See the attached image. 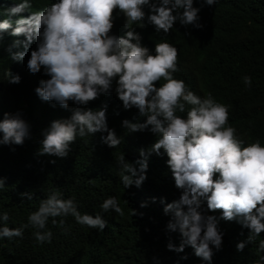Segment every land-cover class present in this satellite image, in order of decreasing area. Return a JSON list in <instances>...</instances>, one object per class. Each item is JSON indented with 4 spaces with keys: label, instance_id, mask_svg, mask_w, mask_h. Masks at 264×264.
<instances>
[{
    "label": "clouds",
    "instance_id": "9594fccd",
    "mask_svg": "<svg viewBox=\"0 0 264 264\" xmlns=\"http://www.w3.org/2000/svg\"><path fill=\"white\" fill-rule=\"evenodd\" d=\"M215 3L51 0L26 12L32 0H0V39H15L6 48L15 68L13 74L6 68L2 78L9 83H29L40 105L48 101L65 109L69 101L77 105L67 118L54 119L42 130L36 154L65 157L77 137L98 131L109 147L120 144L121 137L107 123L106 102L95 109L79 107L114 90L124 109L134 107L144 117L143 121L125 118L121 125L129 132L147 129L155 134L154 142L138 149L135 161L129 162L124 154L117 157L119 182L124 188L139 187L146 179L149 155H161L163 150L174 186L180 190L179 198L171 202L164 203L161 198L163 212L170 214L165 227L179 234V243L169 239L166 248L182 252L191 246L201 264H212L214 252L222 247L223 232L217 226L220 218L249 229L247 237L236 243L237 251L264 231V142L257 137L246 143L228 121V104L215 99L211 91H199L177 78H183V67L174 44L161 39L150 50L135 29L144 32L151 27L156 33L167 34L174 22L200 28V8ZM113 10L121 13L123 25ZM124 28L127 31L117 35ZM19 46L22 51L12 50ZM24 70L36 73L35 88ZM42 73L48 78L41 79ZM242 80L245 87L250 86L251 77L244 75ZM29 136L30 125L19 112L3 113L0 144L20 145ZM5 179L0 177V189L5 187ZM20 195L31 201L33 194ZM205 202L209 211L221 209L219 217L205 210ZM99 208L94 214L81 212L74 197H64L53 189L28 212L27 223L18 227H9L5 223L8 212L0 211V238L21 237L24 228L31 226L36 242H50L53 233L46 228L50 218L52 224L63 225V217L71 215L78 224L103 230L108 223L103 212L111 209L124 215L113 195L103 199ZM257 253H264V238L257 240ZM253 264H264V254Z\"/></svg>",
    "mask_w": 264,
    "mask_h": 264
},
{
    "label": "trees",
    "instance_id": "16d2710c",
    "mask_svg": "<svg viewBox=\"0 0 264 264\" xmlns=\"http://www.w3.org/2000/svg\"><path fill=\"white\" fill-rule=\"evenodd\" d=\"M49 2L32 0L26 12ZM201 4L203 0H193L194 6ZM117 12L113 10V15L123 25ZM198 15L200 28L174 22L167 34L156 33L151 27L135 31L141 33L142 43L150 50L161 39L174 44L183 67V78H177L199 91H211L215 99L228 104V121L246 143L257 137L264 142V0H216L211 6L203 5ZM124 29L117 35H123ZM114 30L112 27L110 32ZM13 40L0 39V118L4 112H19L30 125V136L20 145L0 144V177L6 178L5 187L0 189V211L8 212L5 223L9 227L27 223L28 212L53 189L64 197H74L78 209L89 214L100 212L99 205L107 196H116L124 215L111 209L103 212L108 221L103 230L78 224L71 215L63 217V225L52 224L50 218L46 223L53 233L50 242H36L32 235L35 229L28 226L21 237L0 238V264H201L191 246L182 252L166 248L169 239L179 243V234L167 231L170 214L163 212L161 198L164 203L171 202L179 198L180 190L174 186L163 150L161 155H149L146 179L139 187L124 188L119 182L117 157L124 154L129 162L135 161L138 149L154 142L155 134L147 129L129 132L121 125L125 118L143 121L144 117L134 107L124 109L114 90L79 107L95 109L106 102L107 123L121 137L120 144L109 147L100 140L102 133L98 131L77 137L65 157L36 154L42 130L54 119L67 118L77 105L72 101L68 109L50 101L40 105L29 83H9L2 78L6 68L11 73L15 68L6 51ZM12 50L22 51L23 46ZM24 72L35 88L36 73ZM42 75L41 79L48 78ZM244 75L251 77L248 87L244 86ZM23 192H31L32 200L21 196ZM205 210L209 211L206 202ZM220 212L215 209L209 214L219 217ZM217 226L223 232L222 247L214 252L212 264H253L264 254L257 253V240L264 238V231L237 251L236 243L247 237L249 229L222 218Z\"/></svg>",
    "mask_w": 264,
    "mask_h": 264
}]
</instances>
